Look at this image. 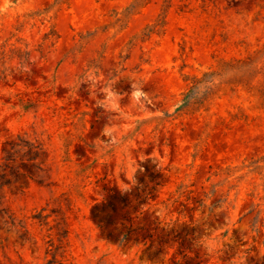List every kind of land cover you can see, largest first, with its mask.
<instances>
[{"label": "rangeland", "instance_id": "rangeland-1", "mask_svg": "<svg viewBox=\"0 0 264 264\" xmlns=\"http://www.w3.org/2000/svg\"><path fill=\"white\" fill-rule=\"evenodd\" d=\"M0 264H264V0H0Z\"/></svg>", "mask_w": 264, "mask_h": 264}]
</instances>
